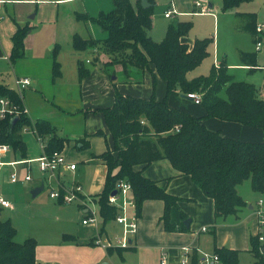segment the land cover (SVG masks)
<instances>
[{
    "label": "trees",
    "instance_id": "trees-1",
    "mask_svg": "<svg viewBox=\"0 0 264 264\" xmlns=\"http://www.w3.org/2000/svg\"><path fill=\"white\" fill-rule=\"evenodd\" d=\"M112 1L114 8L106 13L101 12L97 17L76 14L79 20L98 24L106 36L102 39H84L76 35L73 48L76 51H85L89 47L101 48L111 58L109 62L101 64V70L108 72L110 77L116 74V65L121 66L126 81L134 79L133 71L141 78L145 71L153 68L154 76L166 83L167 90L162 101H156L153 96L142 99L116 92L113 105L98 110L104 115L113 141L112 149L100 155L107 166V176L103 191L94 198L99 204L103 222L115 220L118 211L109 204L108 198L117 190L119 182L125 180L131 184L138 216L145 201L161 200L165 203L162 221L166 230H188L184 224L175 225L169 220L170 211L178 205L179 198L134 170L137 165L148 166L162 159L169 160L180 174L189 175L203 193L214 200L216 220L232 215L239 218V214L248 207L238 192L244 181L250 180L252 190L264 195V141L227 138L219 131L208 129L205 119L216 118L264 129V100L258 96L257 87L235 81L228 74L225 64L214 67L207 76L189 79L188 73L209 55L208 40H195L192 45L183 41L189 35L191 22L172 21L164 39L157 42L150 35L152 7L144 8L141 2L134 6L131 0ZM247 1L250 0H224L222 9L228 10ZM242 15L247 19L246 27L253 42L261 40L264 34L257 38L256 14ZM27 32V28H19L13 37L14 46L10 56L13 63L25 56L24 38ZM58 48L56 45L51 52L53 78L61 74ZM97 61L98 58L89 63L94 65ZM241 61L243 66L256 68V54L241 53ZM90 72L91 68L79 62L80 80ZM223 90L226 97L220 95ZM194 92L202 95L205 117L191 116L168 103L171 95L187 96ZM2 97L24 106L20 93L0 83ZM26 128L33 130L45 143L46 154L61 152L68 142V138L57 135L56 126L48 120L38 119L33 123L29 115H21L15 123L9 118L0 120V145H9L11 150L20 152L25 158L26 145L22 133ZM96 135L104 133L98 131ZM81 143L85 148L89 142L84 140ZM16 235L11 222L0 217V264H37L36 240L29 238L18 243L15 241ZM249 241L254 264H264V242L259 240L258 235H250ZM122 250L126 249H120V252ZM214 253L223 264H241L238 250L216 247ZM191 258V263L197 264V256Z\"/></svg>",
    "mask_w": 264,
    "mask_h": 264
},
{
    "label": "crops",
    "instance_id": "crops-1",
    "mask_svg": "<svg viewBox=\"0 0 264 264\" xmlns=\"http://www.w3.org/2000/svg\"><path fill=\"white\" fill-rule=\"evenodd\" d=\"M0 1V70H2V68H7V65H9L17 77L16 79L32 77L36 80V88L31 89L30 85L23 91V95L21 94L23 105L28 108L29 116L33 117L31 118L33 123L38 119L48 120L56 126L58 136L68 138V142L61 153L69 162L76 164L75 170L61 168L54 173V176H56L58 182L65 173L79 177L80 181H76L74 186L79 185L81 187L80 196H82V198L91 197L94 199L103 191L107 176V166L100 158V155L108 149H112L113 146L112 137L106 125L104 115L102 112L98 111L99 109L112 106L115 101L116 90L110 83L113 79L108 78L101 72V69L97 67L91 69L90 74L82 80V84L80 85V107H77L76 113H72L73 109L70 106V102L75 99L71 100L70 97L73 96L71 93L77 92L76 87L66 89L65 95L67 98L63 102L57 101L60 98L58 92H61L60 90L63 88L56 85L57 79L62 76V65L58 56L57 60L60 63L61 74L56 78L52 76L51 52L56 45L44 47L46 55L43 57L41 53H38V47L34 45V36L41 30V26L39 25L49 21L44 18L46 16H51V13L52 17L55 16L59 18L62 8H66L70 15L75 12V14L80 13L90 17H97L101 12L106 13L111 11L114 8L113 1ZM148 1L153 11V26L150 30L151 35V32L155 28L154 8L160 3L157 0ZM195 1L193 2L194 6ZM131 2L134 6H137L142 0H131ZM172 5L177 10L178 14L171 18H166L165 12L171 8ZM160 6L164 9V17L172 21L182 20V18L189 15L190 11V7L187 11H181L179 0H170L168 5L162 4ZM210 7H212V3H210ZM82 22L88 28H99L103 34L105 33L96 23L91 21ZM19 28L28 29L24 38L25 56L16 63H13L10 59L14 46L13 37ZM183 41L190 45L194 42V40H190L188 37L184 38ZM47 52L49 53L47 54ZM158 80L161 83V94L160 97H158V99H160L162 98L166 83L159 77ZM3 81L4 82L0 81V83L10 88L8 83L5 80ZM117 90L123 95H132L141 98H147L151 95L149 84L143 86H140V84L124 85ZM52 92L54 93L52 94ZM178 95L179 94H175L174 96L178 97ZM186 98L193 101L187 96ZM168 103L171 107L179 108L194 117H203L205 113L203 107L201 109H191L183 104H177L175 100L171 98H169ZM196 105L202 106L201 104ZM205 125L210 130L219 131L227 138L252 142L264 141V129L261 128L244 126L240 123L222 121L216 118L205 119ZM98 131L103 132L104 135H96ZM31 132L32 133L25 136L24 133H22V139L26 145L25 158L22 157L20 152H15L10 149L2 160L6 158L11 151L14 153V160L11 162L20 159L34 160L45 154V143L33 132V130H31ZM84 140L89 142L85 148L82 147L81 143ZM31 164L30 166H17L25 167L28 174V167L31 168ZM6 167L12 168V173L16 171V166H3L0 167V169ZM134 170L136 172H141L143 176L157 182L158 186L166 189L168 193L179 198L178 205L172 207L170 211L169 220L175 225L184 224L186 220H190V226L187 228V231L166 230L164 222L162 221L165 203L161 200H147L143 203L142 212L139 216L138 231L131 239V247L121 252L120 249L122 248L104 249L96 244L97 238L103 241H113L121 235L122 227L115 220L104 223L100 214L99 204L94 199L92 208H94L98 214L97 224H83L84 212L80 204L77 203L79 209L77 213V228H61L63 241L58 244L37 245V264H152V257H155L154 264H161L163 252L167 255V264H181L186 254L183 248H191L188 256L193 257V255H196L198 258L201 257L202 253L215 254L214 250L216 247H227L226 243H217V238L214 244L208 239L204 241V237L207 236L208 233H213L214 231L216 233L218 221H226L229 217L216 220L214 200L207 197L192 181L189 175L180 174L167 159L155 161L148 166L137 165L134 167ZM11 174L9 184L16 185L21 179H19L17 183H11ZM25 176L21 180L23 184L32 182V179L30 181H25ZM40 181L41 179H38V183L34 185L35 187H33V190L41 185L44 186V183H40ZM60 189L61 191L66 190L61 187ZM260 199L262 198H259V200ZM244 200L247 202L246 199ZM0 208L3 207L0 206ZM246 209L253 210L255 215L256 208H254V206L250 205ZM244 210L239 214V218L235 217L237 220L236 223H241L244 220ZM183 216L186 217L183 218ZM253 227L256 235V216L254 217ZM203 228L207 230L203 231ZM227 248L239 251L237 245ZM42 250L46 252L43 253Z\"/></svg>",
    "mask_w": 264,
    "mask_h": 264
},
{
    "label": "rangeland",
    "instance_id": "rangeland-1",
    "mask_svg": "<svg viewBox=\"0 0 264 264\" xmlns=\"http://www.w3.org/2000/svg\"><path fill=\"white\" fill-rule=\"evenodd\" d=\"M157 1L160 4L154 8L155 28L151 32V37L154 41L160 42L166 36L167 28L172 20L164 17V9L160 6L162 4L168 5L170 0ZM179 1L181 11H187L190 7L189 15L182 18V21H188L192 24L188 38L194 41L205 39L209 42V55L202 60L196 69L189 72L187 77L193 79L198 76H207L214 67L225 64L228 74L235 81L255 85L258 89V96L264 100V35L259 40L261 46L257 49L256 44L258 41L256 43L253 42L252 36L246 27L247 19L242 15L255 13L257 24H263L264 0H250L228 10L222 9L224 0H210L207 2L212 3L211 12L207 14H198L193 4L195 0ZM50 15L44 18L49 20L47 23L39 25L41 26V30L34 36V45L38 47L37 51L43 57L46 55L44 47L49 45L59 46L58 59L62 65V76L57 79L56 85L63 89L60 90L61 92H58L60 98L57 101L63 102L67 98L65 95L66 89L76 87L77 92L71 93L73 96L70 97L71 100L75 99L70 102V106L73 109L72 113H76L77 107H80V85L82 84V80H80L78 74L79 62H84L91 69L95 67L101 69V64L109 62L111 58L101 48L97 47H89L85 51H76L73 48L74 37L76 35L81 38H90L92 36V39H101L106 36V32L103 34L99 28H88L81 20H77L75 12L70 15L66 8L61 9L59 18L52 17V13ZM241 53L256 54V68L250 69L243 66ZM97 58L98 61L94 65L87 62V60L95 62ZM115 71L116 74L110 77L108 72L101 70L108 78H116L110 81L116 92H119L117 89H120L124 85L140 84V86H143L149 84L151 95L142 99H150L153 96L156 101H162L166 97V87L164 86L162 98L158 99L161 94V83L158 77L154 76L153 68L151 71H145L141 78L136 71H133L135 76L132 81L125 80L121 66L116 65ZM16 78L9 65H7V68L0 70V81L4 82L3 80H5L10 88L15 91L18 90L15 84ZM29 79L31 80V89L36 88V80L32 77ZM138 79L141 80L138 82ZM20 94L23 95V92ZM199 95L202 96L201 93ZM220 95L226 97L225 90ZM169 98L175 100L177 104H183L191 109H201L203 107L197 106L193 101L188 100L184 94H179L178 97L171 95ZM205 115L206 113H204L203 117ZM30 118L33 117L30 116ZM23 133L25 136L32 132L30 128H26ZM13 154L11 151L3 159L4 162L14 160ZM15 169L19 179L22 180L27 174V169L23 166H16ZM12 171L13 169L8 167L0 169V198L11 204V208L9 209L0 208V217L4 221L9 220L16 229L17 235L15 241L23 243L29 238H34L38 246L55 245L63 241L61 228H77L78 205L77 202L70 205L64 204L59 200H54L50 198V193L52 191H61L60 187L70 190L76 181H80V178L65 173L58 182L54 173L42 172L39 170L37 163H32L29 170L32 182L23 184L20 180L16 185H11L9 184V180ZM38 179H41L40 183H44V189L36 196H33V187L37 185ZM238 191L247 200L248 206L252 205L254 208L258 207L256 205L259 198L264 199L263 194L252 190L250 180L244 181L239 186ZM244 212V220L241 223H236L237 220L233 215L229 216L226 221H218L215 235L214 233H208L204 237V241L208 239L214 244L217 238V243H226L227 247L237 245L240 251L239 259L241 264H254V258L249 252L251 249L249 237L250 235H255L253 227L255 215L253 210L245 209ZM42 251L43 253L46 252ZM151 262L152 264L155 263V257L151 258Z\"/></svg>",
    "mask_w": 264,
    "mask_h": 264
},
{
    "label": "built area",
    "instance_id": "built-area-1",
    "mask_svg": "<svg viewBox=\"0 0 264 264\" xmlns=\"http://www.w3.org/2000/svg\"><path fill=\"white\" fill-rule=\"evenodd\" d=\"M208 0H196L195 7L198 14H207L211 12L210 3ZM1 4V1H0ZM178 14L177 10L172 5L165 12L166 18H171L174 15ZM1 21V19H0ZM257 38L259 35L264 34V23L257 24L256 26ZM261 46L260 41L257 42L256 47L259 49ZM89 63L90 61L87 60ZM220 66L217 65L216 68ZM17 86V91L19 93L23 92L31 85V80L29 78H18L15 81ZM187 97L194 101L196 104H201V96L197 93H188ZM21 115H29V110L26 106L21 107L13 100L9 98H0V120L14 118L20 119ZM10 150V146L7 144L0 145V167L3 166H17V165H29L31 163H37L39 170L42 172L55 173L61 168L75 170L76 164L69 162L66 157L58 151H55L51 154H43L37 159L27 160L20 159L13 162H4L2 158ZM30 167H28V174L25 176V181H30ZM19 180L17 172L14 171L11 174V183H17ZM116 194H111L108 198V202L111 206H114L117 209V215L115 221L122 227V233L115 240H101L97 238L96 244L104 249L108 248H122L127 249L131 247V239L137 234L139 227V216L136 212V202L132 195V187L128 181H121L117 185ZM81 187L79 185L73 186L70 190L65 191H52L50 193V198L54 200L62 201L64 204H71L77 202L80 204L82 211L84 212L83 224L98 222V214L94 208H92L93 201L91 197L82 198L80 196ZM0 206L3 208H11V204L2 198H0ZM257 208L255 209L256 216V235H258L259 240L264 242V199H260L257 203ZM206 231V228L202 229ZM191 248H183V251L186 252L184 258L181 261V264H192L191 257L188 256ZM264 253V250L262 251ZM161 264H167V255L162 253ZM197 264H223L217 254H208L202 253L201 257L197 258Z\"/></svg>",
    "mask_w": 264,
    "mask_h": 264
},
{
    "label": "water",
    "instance_id": "water-1",
    "mask_svg": "<svg viewBox=\"0 0 264 264\" xmlns=\"http://www.w3.org/2000/svg\"><path fill=\"white\" fill-rule=\"evenodd\" d=\"M141 5H142L144 8H150V7H151V4L149 3L148 0H142ZM112 79L114 80L115 77H113ZM16 121H18V118H14V119L12 120L13 123H15ZM43 188H44L43 185H41V186L38 187V188H35V189L32 191V195H33V196H36L38 193H40V192L43 190ZM112 194L115 195L116 192H113ZM184 224L186 225L187 228H189V226H190V220H186V221L184 222ZM131 243H132V242H131Z\"/></svg>",
    "mask_w": 264,
    "mask_h": 264
}]
</instances>
